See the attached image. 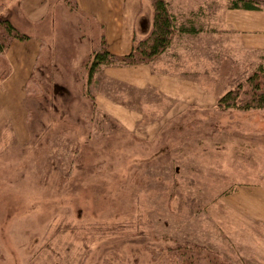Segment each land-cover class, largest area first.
I'll return each mask as SVG.
<instances>
[{"label":"rangeland","instance_id":"obj_1","mask_svg":"<svg viewBox=\"0 0 264 264\" xmlns=\"http://www.w3.org/2000/svg\"><path fill=\"white\" fill-rule=\"evenodd\" d=\"M166 1L178 26H195L201 4L229 2ZM40 2L0 0V20L31 37L11 51L0 45V101L11 107L0 104V264H164L179 246L264 264V109L218 108L264 66V52L232 35L178 33L161 57L137 66L178 75L180 96L195 86L201 96L174 98L105 73L136 66H104L88 83L91 23L73 16L74 0L35 10ZM35 39L51 48L55 81L44 71L33 80L66 92L53 119L33 123L24 102Z\"/></svg>","mask_w":264,"mask_h":264},{"label":"trees","instance_id":"obj_2","mask_svg":"<svg viewBox=\"0 0 264 264\" xmlns=\"http://www.w3.org/2000/svg\"><path fill=\"white\" fill-rule=\"evenodd\" d=\"M152 6V23L149 32L143 37H135L132 50L125 56H116L112 54L108 48L105 38L104 27L98 24L94 18L83 13L79 6L78 0H74V17H86L87 24L91 27L89 34L92 36L94 48L88 59V83H91L96 73H99L104 66H137L140 64L150 63L157 60L171 46L174 38L178 33L182 34H198L194 22L188 25H177V18L170 11L169 3L166 0H149ZM62 2L70 3L71 0H62ZM230 8L233 10L259 11L264 9V0H229ZM71 13V14H72ZM31 37L28 35H20L13 25L7 19L0 20V45L7 44V49L14 41H28ZM43 45V44H42ZM42 50L36 60L34 71L28 80L26 87L28 93L31 94L30 101L26 100V119L28 122H39L48 116L49 120L53 119L56 113V100L59 98V92H66V89L56 83H52L48 87H44L33 78L41 71L48 72L50 75L54 73V64L49 53L51 48ZM3 48L0 47V51ZM46 68V70L44 69ZM51 72V73H50ZM61 72V70H59ZM58 77L60 76L57 74ZM55 77L51 75V82ZM58 80V79H57ZM62 81L59 79L57 82ZM33 83L34 87L29 84ZM30 90V92H29ZM24 106V107H25ZM218 108L221 110L238 109L242 111L263 110L264 109V66L261 65L246 80L245 85H239L237 88L227 92L218 102ZM31 119V120H30ZM194 246V245H193ZM164 264H229L226 260L211 252H207L205 248L187 246H179L176 249H170L165 256Z\"/></svg>","mask_w":264,"mask_h":264},{"label":"crops","instance_id":"obj_3","mask_svg":"<svg viewBox=\"0 0 264 264\" xmlns=\"http://www.w3.org/2000/svg\"><path fill=\"white\" fill-rule=\"evenodd\" d=\"M44 2L45 0H41L35 10H38ZM201 5L203 9L200 7L201 14L195 23L198 33L232 35L237 38L238 45L242 49L264 52V9L259 11L233 10L230 8V2H227L224 8L217 9V7H213L209 11L204 8L203 4ZM78 6L83 13L94 18L98 24L104 27L107 48L116 56L129 54L134 44V38L144 35L140 34V28H142L145 20V17L142 16L145 6L144 0H78ZM32 41L36 44V52L27 81L33 73L36 60L42 50V43L38 39ZM16 44H20V42H13L10 51ZM164 56H162V59H164ZM8 58L10 59L9 55ZM105 70V73L111 78L139 88L151 85L174 98L190 99L202 95L200 89L195 86L186 95L188 97L180 96L178 75L159 73L160 69L153 71L150 67L136 66L134 68L112 67ZM0 104L11 114V107L6 106L2 101H0Z\"/></svg>","mask_w":264,"mask_h":264}]
</instances>
